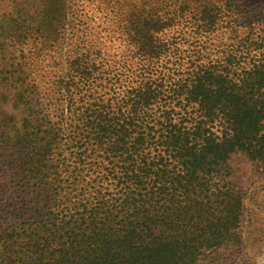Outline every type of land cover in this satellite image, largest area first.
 Returning a JSON list of instances; mask_svg holds the SVG:
<instances>
[{
    "label": "trees",
    "instance_id": "1",
    "mask_svg": "<svg viewBox=\"0 0 264 264\" xmlns=\"http://www.w3.org/2000/svg\"><path fill=\"white\" fill-rule=\"evenodd\" d=\"M98 8L102 32L126 49L110 53L95 20L86 15L79 26L72 13L78 34L67 87L71 76L86 83L100 69L114 77L127 69L137 84L113 105L76 109L70 128L79 140L63 159L67 169L48 164L58 133L37 166H15L25 198L3 210L0 264H195L204 248L240 244L244 201L229 180V159L243 152L264 164V50L247 66L229 54L156 67L174 52L171 28L216 27L214 1L98 0ZM31 134L0 146V161L26 153Z\"/></svg>",
    "mask_w": 264,
    "mask_h": 264
},
{
    "label": "rangeland",
    "instance_id": "2",
    "mask_svg": "<svg viewBox=\"0 0 264 264\" xmlns=\"http://www.w3.org/2000/svg\"><path fill=\"white\" fill-rule=\"evenodd\" d=\"M213 1L216 27L199 34L196 25L185 22L179 28H171L167 36L173 38L174 52L154 63L156 67L167 64L168 59V66L174 69L180 64L186 67L196 57L221 61L229 54H236L240 65L247 66L261 55L264 0ZM72 13L79 26V19L86 15L94 19L89 21L90 25L112 42L110 53L122 57L126 49L120 43L123 39L112 37L108 31L102 32L104 13L98 8V0H0V146L6 148L10 138L13 144L25 131H34L27 144L30 148H24L26 153L0 161V225L4 222L5 206L25 198L24 181L14 175L15 166L23 160L37 166L36 162L45 154L44 145L52 140V134L58 133L53 146L59 148L54 147L53 153L48 154V164L67 169L62 166L63 159L67 162L79 140L77 133L71 132L74 127L70 128L72 122H78L72 121L76 109L96 102L113 105L120 94L137 84L135 74L127 69L119 77H114L117 71L104 74L100 69L93 71L86 83L71 76L67 87L66 76L70 73L67 66L74 57V34H78L69 23ZM132 51L131 47L126 50L128 60L132 58ZM20 93L23 100L18 97ZM4 151L1 149L0 154ZM229 166V180L244 201L238 226L241 242L234 245L229 241L218 248H204L195 264H264V164L236 152L231 155Z\"/></svg>",
    "mask_w": 264,
    "mask_h": 264
}]
</instances>
